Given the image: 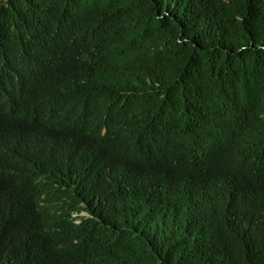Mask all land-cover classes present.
<instances>
[{
	"label": "trees",
	"instance_id": "obj_1",
	"mask_svg": "<svg viewBox=\"0 0 264 264\" xmlns=\"http://www.w3.org/2000/svg\"><path fill=\"white\" fill-rule=\"evenodd\" d=\"M0 264H264V0H0Z\"/></svg>",
	"mask_w": 264,
	"mask_h": 264
},
{
	"label": "clouds",
	"instance_id": "obj_2",
	"mask_svg": "<svg viewBox=\"0 0 264 264\" xmlns=\"http://www.w3.org/2000/svg\"><path fill=\"white\" fill-rule=\"evenodd\" d=\"M82 216H85V213H83Z\"/></svg>",
	"mask_w": 264,
	"mask_h": 264
}]
</instances>
